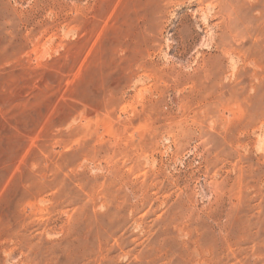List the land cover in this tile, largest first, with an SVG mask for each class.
<instances>
[{
	"label": "rangeland",
	"instance_id": "rangeland-1",
	"mask_svg": "<svg viewBox=\"0 0 264 264\" xmlns=\"http://www.w3.org/2000/svg\"><path fill=\"white\" fill-rule=\"evenodd\" d=\"M0 264H264V0H0Z\"/></svg>",
	"mask_w": 264,
	"mask_h": 264
}]
</instances>
